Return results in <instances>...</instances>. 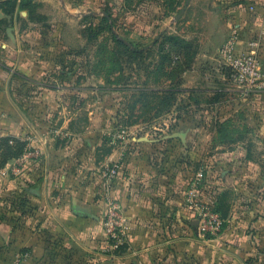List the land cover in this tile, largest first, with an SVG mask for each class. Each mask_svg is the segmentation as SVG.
Returning <instances> with one entry per match:
<instances>
[{
	"label": "crops",
	"instance_id": "1",
	"mask_svg": "<svg viewBox=\"0 0 264 264\" xmlns=\"http://www.w3.org/2000/svg\"><path fill=\"white\" fill-rule=\"evenodd\" d=\"M21 1L16 0L17 7L11 14L0 9V47L8 49L13 58L10 65L15 69L12 76H6L7 83L13 76L27 79L45 74L41 69L47 64V58L32 55L31 47L42 49L49 43L66 49L86 44V39L81 37V18L104 0H27L29 9L20 7ZM187 11L186 25H190L191 35L185 40L192 45L190 61H185L188 53L180 54L182 68L176 78L179 86L174 90L176 102L171 110L176 116L168 115L159 123L175 127L172 134L164 133L159 138L132 136L123 141L106 140L103 136L84 138V134L94 132L89 130L93 126L100 128L96 134H104V129L113 127L108 122L95 121L94 113L89 112L84 126L63 116L58 129L69 135L68 146L57 147L48 133L38 132L37 121L25 120L21 112L25 109L19 104L15 106L14 119L4 115L0 119L2 135L26 138L32 156L38 158L41 154L45 159L43 186L33 188L30 201L32 208L44 209L46 215L40 217L39 211L33 209L38 213H33L31 219L21 217L14 230L13 225L8 227L7 216H0V246L6 247L9 257L26 254L25 264H83V259L92 254L101 261L133 259L136 264H153L155 254L160 250V254L167 252L170 244L180 246L185 240L180 231L186 233L185 227L195 224L185 208L184 190L193 177L198 185L202 182V187L210 183L205 172L197 170V161L201 155L207 154L212 160L222 157V153L235 161L242 146L232 150L234 145L226 148V144L242 141L241 136L251 127V118H246L250 111L259 114V153L264 152V92L241 96L230 83L218 55L219 48L228 39L236 41L237 53L247 52L248 43L256 42L264 68V0H190ZM4 70L10 72L12 68L4 67ZM35 89L39 91L35 92L37 99L48 91L67 90L60 86ZM167 90L161 86L159 94L164 95ZM87 91L80 88L77 93L83 96ZM252 100L258 104L254 106ZM43 106L53 110L59 104L52 102ZM66 106L61 105L63 111ZM43 123L42 126L47 124L49 128L55 125L49 119ZM77 127L81 129L77 131ZM80 138H84L87 151L83 156L88 161L77 163L76 167L72 163L73 150ZM222 146L224 152L218 154V147ZM234 161L228 165L237 169ZM113 162L119 163L120 173L113 183L111 198L120 203L128 232L122 254L107 256L101 252L106 204L99 170ZM188 163L196 166L195 172L189 171ZM36 167L32 165L33 175L38 174ZM201 172L203 177L199 179ZM88 176L90 180L94 177V191L89 183L83 182ZM77 207L88 210L90 215L79 213ZM27 224L32 227H26ZM187 249L194 251L196 247L189 243Z\"/></svg>",
	"mask_w": 264,
	"mask_h": 264
},
{
	"label": "rangeland",
	"instance_id": "2",
	"mask_svg": "<svg viewBox=\"0 0 264 264\" xmlns=\"http://www.w3.org/2000/svg\"><path fill=\"white\" fill-rule=\"evenodd\" d=\"M185 1L104 0L100 6L85 12V16L81 18V37L87 41L85 46L63 49L48 43L42 49L31 47V54L44 55L47 64L41 69L45 74L27 79L13 76L6 82V76H12L15 69L10 65L13 58L8 49L0 47V119L3 115L14 119L17 115L15 106L19 104L27 109L21 111L25 120H33L34 123L37 121L38 132L45 135L48 133L57 147H67L69 140V135H64L63 129H58L63 121L61 119L72 118L73 122L84 126L85 120L90 116L89 112L94 113L92 117L95 121L108 122L113 127L104 129V134H96L100 128L93 126L89 130L94 132L84 134V138L103 136L106 140L115 138L119 141V134L125 140L132 136L151 135L159 138L164 133L172 134L175 127H164L159 123L168 115L176 116L174 112L171 113L176 95L167 104L159 90L162 86V89L166 88L174 93L179 86L176 78L180 69L177 66L179 59L174 60L177 56L175 54L180 56L181 53H188L189 56L192 51L191 43L185 40L191 35L190 25H186L189 15L187 8L175 21ZM4 67L12 68V71L7 72ZM163 75L165 79L161 80ZM58 86L67 90L60 93L48 91L44 95L40 94L39 99L35 97V92H39L35 89L37 87ZM80 88L88 91L81 96L77 93ZM149 90L154 92L150 94L147 92ZM31 92L34 93L33 96ZM246 100L249 99L244 101ZM52 102L58 103L59 107L46 110L43 105ZM63 104L67 105L66 111L61 108ZM252 104L256 106L258 103L252 100ZM251 112L246 114L247 119L251 118V127L241 136L242 141L226 144V148L234 145L232 150L242 146L235 161L224 157L226 154L222 153V146L218 147L220 149L217 153H222L223 156L217 157L221 158H216L217 162L216 159H208L205 154L196 163L197 170L205 172L210 182L206 187H202V182L195 185L198 202L208 204L218 214L222 221L220 231L214 235L203 234L200 231V212L188 208L186 198L188 188L195 183L193 177L183 195L185 208L192 214L191 222L195 224L191 226L194 228L188 226L184 229L186 233L180 231V236L185 240L177 247L170 244L163 254H160V250L154 255L153 264H264V157H261L264 152L259 153V114ZM262 115L264 116V112ZM47 119L55 122L54 128H49L47 124L42 126ZM74 129L73 127V131ZM80 129L81 127L76 128L77 131ZM1 132L2 129L0 216H7L11 225L8 227L13 225L14 230L16 221L21 217L31 219L33 213H38L33 212V209L39 211L40 217L46 215L44 209L32 208L30 201L33 188L43 186L45 159L40 153L38 158L32 156L26 138L22 139L15 134L2 135ZM84 138H80V143L74 145V150L69 149L74 152L72 163H76V167L77 163L84 164L88 161L83 156L87 151ZM215 145L216 148L218 145ZM92 160L95 162L96 159ZM233 161L238 164L237 169L228 165ZM32 165L38 166L35 168L38 170L37 175L31 173ZM188 165L189 171L193 169L195 172L196 166ZM83 182L89 183L92 191L95 190L94 177L90 180L88 176ZM26 227L31 228L32 225L27 224ZM102 233L105 240L104 250L101 252L107 256L116 253L121 255L125 250L126 240L117 243L109 238L103 226ZM189 243L196 247L194 251L187 249ZM176 248H180V251H176ZM8 254L6 247L1 249L0 246V264H8V261L25 264L28 259L26 254L19 257H9ZM113 260L114 258H110L101 261L91 254L83 259V264H136L133 259Z\"/></svg>",
	"mask_w": 264,
	"mask_h": 264
},
{
	"label": "built area",
	"instance_id": "3",
	"mask_svg": "<svg viewBox=\"0 0 264 264\" xmlns=\"http://www.w3.org/2000/svg\"><path fill=\"white\" fill-rule=\"evenodd\" d=\"M236 46L235 40L228 39L218 50V55L227 70L230 83L243 97L264 92V68L256 50L257 43H248L249 49L245 53H237ZM118 140L123 141L122 134L118 135ZM119 173L120 165L117 162L107 164L99 170L103 180V197L106 204L102 226L109 238L117 243H122L126 240L128 227L122 216L120 203L111 198L113 183ZM202 173L198 175L199 179L203 177ZM196 184L195 182L190 189L188 188L187 206L191 210L200 212V231L203 234L214 235L220 231L222 221L218 214L210 209L208 204L198 202Z\"/></svg>",
	"mask_w": 264,
	"mask_h": 264
},
{
	"label": "trees",
	"instance_id": "4",
	"mask_svg": "<svg viewBox=\"0 0 264 264\" xmlns=\"http://www.w3.org/2000/svg\"><path fill=\"white\" fill-rule=\"evenodd\" d=\"M16 7H17V2H16V0H5V1H3V2H0V9H2L5 13H7V14H11V13H13L14 11H15V9H16ZM20 7H25V8H28L29 9V7H30V3L27 1V0H22L21 1V3H20ZM174 39V38H173ZM176 40V39H175ZM121 43V42H120ZM175 55H177V56H175L174 58H175V61H177V59H179V55L178 54H175ZM188 55V54H187ZM185 56V61H187V63H189V61H190V56ZM178 63V64H177ZM177 66L180 68L178 71H177V73H179L180 72V70H181V68H182V66L179 64L180 63V61L178 60L177 61ZM164 76V75H163ZM147 92H149L150 94H152L154 91H152V90H149V91H147ZM156 92V91H155ZM158 93V92H157ZM175 94V92L173 93L172 91H170V90H167V92L164 94V95H161L162 96V98L165 100V103H167V104H169V102H170V100H171V97L173 96ZM168 97V98H167ZM174 104V103H173ZM172 104V105H173Z\"/></svg>",
	"mask_w": 264,
	"mask_h": 264
},
{
	"label": "water",
	"instance_id": "5",
	"mask_svg": "<svg viewBox=\"0 0 264 264\" xmlns=\"http://www.w3.org/2000/svg\"><path fill=\"white\" fill-rule=\"evenodd\" d=\"M189 2H190V0H186V1H185V4H184L182 10H181V11L179 12V14L175 17V21H177V20L183 15V13L185 12V10H186V8H187ZM7 33L9 34V36H11V34H10V30H8ZM76 211H78L79 213L84 214V215H86V216L89 215V211L86 210V209H83V208H79V207H77V208H76ZM195 230H196V228H195Z\"/></svg>",
	"mask_w": 264,
	"mask_h": 264
}]
</instances>
